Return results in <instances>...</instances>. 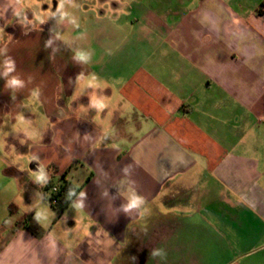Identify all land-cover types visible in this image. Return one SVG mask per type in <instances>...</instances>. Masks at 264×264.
Wrapping results in <instances>:
<instances>
[{
	"label": "crops",
	"instance_id": "obj_1",
	"mask_svg": "<svg viewBox=\"0 0 264 264\" xmlns=\"http://www.w3.org/2000/svg\"><path fill=\"white\" fill-rule=\"evenodd\" d=\"M43 1L0 0V264H264V0Z\"/></svg>",
	"mask_w": 264,
	"mask_h": 264
},
{
	"label": "rangeland",
	"instance_id": "obj_2",
	"mask_svg": "<svg viewBox=\"0 0 264 264\" xmlns=\"http://www.w3.org/2000/svg\"><path fill=\"white\" fill-rule=\"evenodd\" d=\"M59 1L60 0H44L41 4L38 5V9H40L43 12V15H44L43 19L47 20L51 18L50 15L52 16L56 15L55 14L56 3H58ZM65 1L68 2V0H65ZM134 1L136 0H82V1L77 2L76 5H79V6L76 7L77 11L75 12V14H77V12L79 13L80 11L81 16H82V21H83L78 28V32L94 33L96 31L97 25L95 24L89 25L87 22H84L86 20L85 18L88 16L94 18V17L103 16V13L109 16H114V17L117 15H125V14L130 15L131 13L130 6L132 2ZM114 6H117V8L115 9ZM69 14L71 15L70 12ZM3 145H4V141L0 142V153L5 154V150H3ZM30 145H31L30 143L24 142V148L22 147V149H19L17 151L14 150L12 154L8 153L7 156L10 160L21 163V166L24 167L28 176L33 181L42 183L44 180L47 179V169L44 167H41L40 169H38L37 172L32 171L31 164L33 160L30 159L27 151H23L24 149L28 150ZM83 177H84V173L80 169L77 172L74 170L71 173H68L67 175V179L72 181L73 184L72 183L71 184L74 185L75 187H80V183H81L80 181H82L81 179ZM63 183L65 184V182ZM46 203L49 205V208L51 210H54V211L59 210V212L62 211L61 209L63 207L61 206L52 207L48 201H46Z\"/></svg>",
	"mask_w": 264,
	"mask_h": 264
},
{
	"label": "trees",
	"instance_id": "obj_3",
	"mask_svg": "<svg viewBox=\"0 0 264 264\" xmlns=\"http://www.w3.org/2000/svg\"><path fill=\"white\" fill-rule=\"evenodd\" d=\"M264 8V3L261 4L259 10L257 11L258 14H262V10ZM50 186H47L44 188L43 190V198L45 199V201L49 202V198L47 197L45 191L49 188ZM55 198H57L58 203L56 205H52V207H63L65 202L67 201L68 197L66 195H64L63 190L60 189L59 192L56 194ZM11 209H12V205H11ZM27 222H28V229L30 231H32L33 234H35L36 236L40 237L44 231L43 229L39 226L38 223H36L33 219L29 217L26 218Z\"/></svg>",
	"mask_w": 264,
	"mask_h": 264
},
{
	"label": "built area",
	"instance_id": "obj_4",
	"mask_svg": "<svg viewBox=\"0 0 264 264\" xmlns=\"http://www.w3.org/2000/svg\"><path fill=\"white\" fill-rule=\"evenodd\" d=\"M60 188L58 186H50L46 191V195L49 198V203L52 205H56L58 203L57 198H55L56 194L59 192Z\"/></svg>",
	"mask_w": 264,
	"mask_h": 264
},
{
	"label": "clouds",
	"instance_id": "obj_5",
	"mask_svg": "<svg viewBox=\"0 0 264 264\" xmlns=\"http://www.w3.org/2000/svg\"><path fill=\"white\" fill-rule=\"evenodd\" d=\"M11 70H12V68H11V66H9L8 71H11ZM10 83L15 85V84H19L20 82L17 80H12ZM138 203H139L138 198H133L132 200H130L128 207L129 208L136 207L138 205Z\"/></svg>",
	"mask_w": 264,
	"mask_h": 264
}]
</instances>
